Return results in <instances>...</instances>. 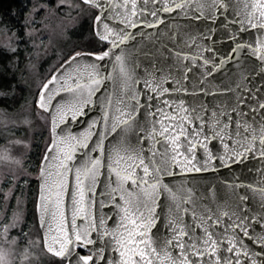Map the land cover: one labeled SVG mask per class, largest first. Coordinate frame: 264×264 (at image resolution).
<instances>
[{
    "label": "snow or ice",
    "instance_id": "6c2138e0",
    "mask_svg": "<svg viewBox=\"0 0 264 264\" xmlns=\"http://www.w3.org/2000/svg\"><path fill=\"white\" fill-rule=\"evenodd\" d=\"M65 3L66 0H59L60 5ZM83 3L98 10L95 16L96 35L101 41L107 42V47L100 52L72 53L42 84L36 100L38 108L48 114L51 122L50 140L38 165L40 187L36 198L37 222L42 230L40 242L44 250L57 258L66 259L67 264H92L93 255H81L76 249L95 244L93 233H97L98 236L109 237L111 251L117 253L112 260H106L104 255H100L98 259L104 260L105 264H264V259H257V254L240 241L241 233L250 237L246 216L243 219L237 217L240 221L238 223L222 225L219 217L201 215L200 223L197 224V213L193 211V224L189 231L184 220L188 209L181 208L185 201L165 182V176L176 174V165L186 171L201 170L193 164L196 160V148L201 146V141H204L202 147L208 157L204 164H214L217 157L212 155L207 141L216 136L221 137V142L224 137L229 140L235 137L236 147L224 144V148L230 151L219 157L223 164L239 161L246 154L264 157V102L258 101V108L261 110L259 123L254 119L252 123L236 120L235 129L230 132L233 118L227 112H222L224 119L222 121L217 118L213 122L210 137L202 135L205 121L199 116H189L188 110L181 107L184 104L181 100L175 115L165 113L164 108L150 111L149 116L155 117L159 112L161 119L148 122L147 135H144L145 129L140 127L136 116L141 107H153L150 102L155 97L149 95L145 104H140L141 93L139 90L133 91L137 80L125 63L121 45L134 39L128 28H136L141 23L156 27L158 23H163V18L157 17L156 10H153L151 16L156 17L155 22L137 21V0H83ZM153 3H162L159 10L163 12L184 10L192 6L190 0H153ZM220 5L224 10L229 7L225 0H211L208 5L197 4L198 15L203 16L201 9L208 7L213 10L210 18H215L214 13L220 10ZM238 7L242 19L235 23L241 26L239 31L251 28L258 32L253 34L255 38L252 42H242L233 35L231 38L236 40V44L232 52L238 56L246 47L249 54L256 57L264 68V0H241ZM36 10L39 11V6ZM143 11L145 7L141 6L140 12ZM112 20H118V24L112 26ZM200 51L207 52L209 48L201 47ZM92 56L97 61H104L105 58L114 61L111 74L101 73V64L78 59ZM176 56L187 59L188 54L177 52ZM231 59V56H225L217 64L211 58L191 56L192 63L202 61L208 76ZM209 64L212 65L211 68H207ZM191 70V67H186V71ZM117 78L121 81L123 96L115 97L114 92L109 96H104L103 93L101 96L96 95L105 80L112 79L115 83ZM130 81L132 88L129 87ZM166 83L167 77L158 83L146 79L143 87L163 96L172 91L164 86ZM175 83L179 85L181 81L176 80ZM178 90L186 91L182 86ZM125 100L131 103L126 104ZM241 102H244L243 96L231 111L238 112ZM97 104L103 112L101 118L92 120L86 130L73 132V124L86 114L85 109L89 106L97 107ZM162 104L165 108L172 107L170 100H163ZM249 107L251 112L257 111L256 107ZM212 115L217 117L216 112ZM238 115L245 117L247 113L240 109ZM197 119L200 120L199 126L195 123ZM186 125L191 126V132ZM136 128L142 134L132 143L129 132ZM149 137L154 144L147 149L146 157L143 141ZM159 137L166 142L162 149L155 148V144L162 143ZM157 151L161 153L159 161L155 159ZM98 189L101 196L107 195L120 209L118 220L111 230L97 213ZM165 192L175 202L177 214L170 215L167 220L173 235L162 239L154 237L152 229L157 223L155 209L159 207L158 200ZM259 193L264 205V188L259 189ZM99 203L103 206L104 202L100 200ZM222 215L227 217L229 213L225 211ZM261 220L264 221V215ZM16 221L17 213L14 212L11 220L0 226L3 228L5 242H9V226L15 225ZM205 221L212 223L207 224ZM197 228L201 229L200 233L196 232ZM236 229H239V233ZM256 239L264 248V233ZM10 243H15V238ZM222 245L230 256L222 257L219 254ZM95 251L103 253L105 247ZM259 255L264 257V252ZM10 256L11 251L0 245V264H12ZM20 259L21 264L29 259L28 249H25Z\"/></svg>",
    "mask_w": 264,
    "mask_h": 264
},
{
    "label": "water",
    "instance_id": "95a60500",
    "mask_svg": "<svg viewBox=\"0 0 264 264\" xmlns=\"http://www.w3.org/2000/svg\"><path fill=\"white\" fill-rule=\"evenodd\" d=\"M80 1L83 3V0ZM190 2L192 3L191 8L163 12L159 10L162 7V3L154 4L153 0H146L145 3V0H137L138 15L135 18L137 21L148 20L155 22L156 17L151 16V11L156 10L157 17H162L163 23H158L156 27H148L146 24L141 23L136 28H128L127 30L133 33L134 39H130L121 45L125 56V63L131 71L133 78L137 80L133 91L139 90L141 93L140 104L144 105L149 95L155 97L150 102L153 107H141L139 115L136 116V121L140 127L145 129L144 135H147L148 122L153 119H161L159 112H157L155 117L149 116L150 111H156V108H164L165 113L175 115L177 114L176 109L180 106L179 102L181 100L184 101L181 107L188 110L187 114L189 116H199L205 121L202 135L206 134L210 137L212 135L210 129L213 122L217 118H220L222 121L224 119L221 116L222 112H227L233 118L231 128L229 129L230 132L235 129L236 120L252 123L254 119L256 123H259L261 119L258 101L264 102V68L261 67L256 57L249 54V49L246 47L238 56L232 52L236 44V40L231 38L233 35H236L242 42H252L255 38L253 34L258 32L257 29L251 28L247 31H239L241 26L236 24L235 21L242 19L238 7L241 0H225V3L229 5L228 9L224 10L223 6L220 5V10L214 13L215 18H210V13L213 11L211 8L205 7L201 9L204 13L203 16H199L197 12V4L203 3L208 5L211 3V0H194V2L190 0ZM141 6L145 7V11L140 12ZM95 10L98 14V10ZM110 24L116 26L118 20H112ZM93 31L96 38L100 40L96 35L95 19ZM101 42L107 46V42ZM201 47H207L209 51L202 52L200 51ZM113 51L118 50L113 49ZM177 52L188 54L187 59L177 57ZM192 55L211 58L217 64L225 56H231L232 59L225 61L223 66L214 70L213 74L208 76L206 68L202 66L201 60L192 63ZM78 59L82 62L101 64L103 67L99 71L111 74L114 61L108 58H105L104 61H97L95 56ZM186 67H191V72L186 71ZM211 67V64L207 66V68ZM165 77H167V83L164 86L170 88L172 91L165 93L163 96L152 93L149 88L143 87L146 79L158 83ZM176 80H180L181 83L178 85L175 83ZM181 86L186 91L178 90ZM129 87L132 88L131 81L129 82ZM49 88L51 90L52 86L50 85ZM113 92L115 93V97L124 95L119 78L115 80V83H113L112 79L105 80L96 95L101 96V93H103L104 96H109ZM241 96H243L244 102H241L240 109L244 113H247L245 117L238 115L240 109H238V112L231 111L233 107H236L237 101ZM163 100H170L172 107L165 108L162 104ZM125 103H131V101L125 100ZM249 106L256 107L257 111L255 113L251 112ZM36 107L38 108L37 104ZM213 112L217 113V117H213ZM44 113L47 114L46 112ZM85 113L84 116L79 117L73 124V132L86 130L92 120H99L103 115L99 104H97V107L89 106L85 109ZM180 114L183 115L184 113ZM165 123L168 122L165 121ZM195 123L199 126L200 120L197 119ZM61 127L63 128L64 125H61ZM186 127L189 132L192 131L191 126L186 125ZM243 131L242 127V136ZM141 134L139 128L133 129L129 132V139L132 143H135L136 138ZM159 139L162 143L155 144V148L162 149L166 142L163 141L162 137H159ZM197 139H200V137H197ZM234 139L235 137H233V140L224 137L223 142H221V137L216 136L207 141L212 155L217 157L215 163L212 165L204 164V160L208 157L202 147L204 141H201V146L196 148V160L193 161V164L201 168V170L186 171L181 169L179 165H176L174 169L176 174L165 176V182L185 201L182 203L181 208H187L188 212L186 215L182 212L180 214L184 215V220L188 225L189 231H191L193 224V211L197 213L195 220L197 224L200 223L201 215H212L214 218L219 217L222 225L229 222L238 223L240 221L237 220V217L243 219L246 216L250 237H245L241 233L240 241L251 252L257 254V259H264V257L259 255L264 252V248H262L256 239L264 233V221L261 220V216L264 215V205H262L259 193V189L264 188V157L246 154L239 161H228V163L223 164L219 157L230 151V149L226 150L224 148V144L227 143L231 147H236ZM153 144L154 142L150 137L143 141L146 157L147 149L152 148ZM160 157L161 153L157 151L155 159L159 161ZM96 199L98 201L96 205L97 213L102 216L108 229L111 230L115 226V221L118 220L120 209L110 201L107 195L101 196L100 189L97 190ZM100 200H103V206L99 203ZM158 203L159 207L155 209L157 223L152 229V233L154 237L159 236L162 239H166L173 235L171 225L167 223V220L170 215L177 214L175 202L165 192L159 198ZM170 209L172 210L171 212ZM225 211L229 213V216L225 217L222 215ZM232 213L236 215L233 216ZM205 223L211 224L212 222L205 221ZM235 231L239 233V229ZM40 232L42 236L41 229ZM196 232L200 233L201 229L197 228ZM93 239L96 240L95 244L88 245L87 248L80 247L76 249L77 252L80 253L82 251L84 253H80L81 255H93L92 264H105L104 260L98 259L100 255H104L106 260H112L117 256V253L111 251L112 246L109 237L98 236L97 233H93ZM184 239L186 240L187 237ZM100 247H105L103 253L95 251ZM219 254L222 257L231 255L224 251L223 245L220 248ZM64 261V264H67V260L64 259Z\"/></svg>",
    "mask_w": 264,
    "mask_h": 264
},
{
    "label": "rangeland",
    "instance_id": "374dc122",
    "mask_svg": "<svg viewBox=\"0 0 264 264\" xmlns=\"http://www.w3.org/2000/svg\"><path fill=\"white\" fill-rule=\"evenodd\" d=\"M24 32L0 27V50L9 62L2 71L20 84L11 94L0 92V226L17 213L8 241L0 227V245L11 251L12 264H63L44 250L37 222L38 165L50 140V118L36 107L41 86L72 53L104 48L96 38V10L80 0H22ZM69 5H72L69 7ZM39 6V11H37ZM14 49V50H13ZM22 91H25L21 94ZM15 238V243H10Z\"/></svg>",
    "mask_w": 264,
    "mask_h": 264
},
{
    "label": "trees",
    "instance_id": "16d2710c",
    "mask_svg": "<svg viewBox=\"0 0 264 264\" xmlns=\"http://www.w3.org/2000/svg\"><path fill=\"white\" fill-rule=\"evenodd\" d=\"M22 0H0V27H8L10 32H16L21 35L24 32L26 23V11ZM9 56L3 55L0 50V92L5 94H11L13 91H17L16 85L20 84L17 77L11 76L2 71V67L6 68L8 64ZM25 91H22L23 94ZM1 105H5L0 100Z\"/></svg>",
    "mask_w": 264,
    "mask_h": 264
},
{
    "label": "flooded vegetation",
    "instance_id": "af4514ba",
    "mask_svg": "<svg viewBox=\"0 0 264 264\" xmlns=\"http://www.w3.org/2000/svg\"><path fill=\"white\" fill-rule=\"evenodd\" d=\"M103 45H104V48H103L102 50H104V49L107 47L104 43H103ZM102 50H97L96 52H100V51H102ZM62 63H64V61H63ZM59 67H60V66H59ZM59 67H58V68H59ZM58 68H57V69H58ZM55 71H56V70H55ZM55 71H53V73H54ZM53 73H52V74H53ZM52 74H51V75H52ZM51 75H50V76H51ZM50 76H49V77H50ZM49 77H48V78H49ZM46 81H47V80H46ZM46 81H45V82H46ZM43 155H44V154H43ZM42 157H43V156H42ZM41 160H42V159H41ZM38 175H39V171H38ZM37 187H38V192H39V182H38V178H37ZM37 195H38V193H37ZM36 215H37V214H36ZM80 253L84 254L82 251H80ZM64 263H65V261H64Z\"/></svg>",
    "mask_w": 264,
    "mask_h": 264
}]
</instances>
